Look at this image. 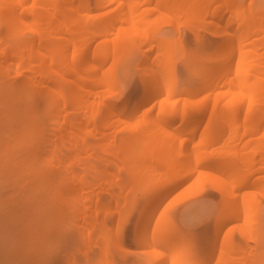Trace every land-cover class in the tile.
<instances>
[{"label":"bare ground","instance_id":"1","mask_svg":"<svg viewBox=\"0 0 264 264\" xmlns=\"http://www.w3.org/2000/svg\"><path fill=\"white\" fill-rule=\"evenodd\" d=\"M113 1L115 0H79L77 3L74 0H0V81L4 91L14 95L4 93L5 97L15 98L18 95L24 102L21 106L22 102L16 101V98L12 101L13 105L8 97L5 98L9 101V105L5 103L8 108L4 107L9 113L0 108L6 113V122L14 115V119L8 120V127L9 124L13 125L11 120H17V117V123L20 119L22 121L19 122V129L13 131L16 135L11 139L12 144L19 147V151H29L32 146L37 148L35 145L40 142L43 119L46 117L41 115L51 112L50 116L54 120L51 119L53 122L50 124L53 123V130L51 127L47 129L53 132L48 134L46 130V134H43L47 138V134L49 135V143L46 137H42L48 143L43 145L48 155L44 157L42 154V158L46 160L48 157L46 164L49 169L57 168V181L54 182L57 187L53 185V188L59 191L54 189L55 193L58 192V199L62 201V197L66 198L60 197L59 193H66L65 196L72 193V197L69 194L70 198L67 199L73 198L72 203L68 202L71 206H67V201L63 206L67 212L72 210L70 214L80 216L83 228L87 224V238L93 239L87 255H95L94 264L119 263L115 260L112 243L121 251L120 254L125 255L143 248L150 255V264L261 263L264 260L261 259L264 258V231L256 202L260 200L257 195H264V176L259 175L264 172V1L249 0L250 6L254 1L256 4L253 3V8L251 6L246 9L239 0H221V9L218 10L214 6L210 8L216 0H169L172 3L169 10L173 7V12H176L175 9L188 14L194 12L192 17L201 20L199 22L203 21L201 27L204 26L209 35H223L225 40L214 49L204 50L202 54L192 57L188 68V82H181L180 78L174 76L176 60L172 42L165 45L153 43L146 47L142 50L143 59L137 64L143 91L141 90L142 93L133 104L122 100L124 91L117 79L105 75V64L110 56L108 40L95 41L108 31L105 26L93 29L89 14L92 8H101ZM162 2L158 3L164 6L165 3L162 5ZM164 8L167 9L165 6ZM226 13L229 14L224 20ZM146 39L144 34L141 42L144 43ZM154 45L157 50L155 48V52L150 54L149 50L156 47ZM4 73L10 79H3ZM26 85L32 87L30 96L41 97L38 103L47 101H44L47 108L42 109L48 111L41 110L43 113L36 115L39 114L34 111L37 98L34 97L33 102V97L27 98L29 91H26V95L23 94L22 90H25ZM142 106L144 110L141 119L138 123H133L129 119H133ZM38 109L40 110L39 107ZM126 113L131 117L126 118ZM205 117V126L198 132ZM125 126H129L126 132L121 136L116 134L121 133ZM14 145H11L12 150ZM222 149L227 150L220 153ZM10 150L7 152L11 153ZM218 150L220 151L217 152ZM5 157L7 160L8 156ZM31 157L33 159L34 155L30 158L22 157V161ZM90 157H98L96 163L102 164L100 167L105 173L113 164L118 172L130 171L131 180L136 179L138 187L132 183L130 187H137L134 192L136 190L138 194L133 193L131 198L128 194L127 198L123 197L122 202H117L122 204L121 211L110 210L107 204L101 206L99 193L94 191L104 176L98 169L100 174H94L100 176L93 175L96 163L86 166L88 170L90 168V172L93 171L90 175L97 178H94L93 183L88 182L86 170L81 175L73 170L75 167L72 165L85 166L82 158L88 160ZM64 158L67 159L66 163ZM28 162L24 165L29 167ZM26 166L19 168L27 170ZM47 172L51 173L49 170ZM195 172L198 174V188L205 186L203 181L209 176L218 182L213 180L212 189L221 187V191L218 189L222 201L216 207L211 236L207 238L210 239L209 251L199 249L198 238L190 236V230L179 225L173 217L177 212H160L152 220L155 209L166 196ZM220 172H223L224 178L219 176L222 175L218 174ZM53 173L54 171L52 175ZM46 176L44 180L48 182L49 175ZM123 176L121 179L125 183L119 187L120 190H125L124 187L127 188L130 184L126 181L129 179L128 174L124 176L126 179ZM52 177L50 176L51 182ZM211 179L208 180L209 183ZM57 201L56 203L59 202ZM92 207H98L106 215L101 222L97 220L99 210L96 208L93 209L94 217L88 216ZM115 213L121 229L110 244L108 230L111 223L108 224L107 219ZM73 218L75 219L74 216ZM110 218L109 222L113 223ZM131 220L134 224L133 240L130 243L132 249H127L121 245L120 238L123 228ZM83 228L81 231L86 229ZM235 234L241 236V243L235 240ZM250 240L254 245L248 244ZM123 261L127 262V259Z\"/></svg>","mask_w":264,"mask_h":264},{"label":"rangeland","instance_id":"2","mask_svg":"<svg viewBox=\"0 0 264 264\" xmlns=\"http://www.w3.org/2000/svg\"><path fill=\"white\" fill-rule=\"evenodd\" d=\"M78 1L79 0H74V2H77V3H78ZM89 1L93 2V0H89ZM136 1L137 0H115V1L111 2L110 4L104 6V7L92 8L89 12L90 19L92 20V23H93V29L101 28V27L105 26L107 31H108L106 35L99 36L97 38V40L95 41V42H97V41L99 42L102 39L108 40L107 43H108L110 56H109V60H107V62L105 64L106 65L105 68L107 70V73H106V70H104L105 75L107 74L108 75L107 77L112 76V77H115L117 79L119 86L124 91V96H123L124 98H122V100L125 101V103H129V104H133L135 101H137L139 96H140V92L142 93V91H143L142 90L143 85L139 81L140 80L139 79L140 70L138 69L137 64H139L140 61L143 59L142 50L146 49V47L153 45V43H155V44H162L163 43V45H165V44H169L172 42L171 45H174L173 52H174V58L176 60L175 61L176 65L174 64V70H175L174 76L177 78H180L181 82H188L190 80V74L188 72L190 70L188 68L190 67L192 57L194 55H198L199 53L202 54L204 52V50L206 52V50L210 51V50L214 49L217 45L223 44V42L225 40V36H223V35H219V36H214V35L211 36V34L209 35L208 31L206 32L204 29L205 28L203 26L204 24L202 25L204 28L201 27V24L203 21L199 22L201 20H197V19H195V17H192L193 15H191V14H193L194 12H192V13L189 12L191 14H188L187 12L185 13V12L180 11L181 12L180 13L176 9H175L176 12H173L174 11L173 7H171V10H169L170 6L172 5L171 1H169V0H164L166 2H162V0L161 1H159V0H147V1L142 0V2H141V0H138L139 2L138 1L137 2L139 4H137ZM190 1L193 2L194 0H190ZM239 1L242 5H244V7H246V9L251 7L253 5V3H254V5L256 4V2H255L256 0L251 4V6H250L249 0H239ZM135 2H136V4H135ZM158 2H162V5H164L163 3H165L164 6L167 7L168 10L165 9L164 6H161V4ZM169 2H170V4H169ZM261 2L262 1H260L259 3L261 4ZM220 3H221V0H216V2H214L210 8H212L214 6V7H216V9L220 10L221 9V7L219 5ZM228 3H231V2L229 1ZM253 6L251 8H253ZM257 6H258V4H257ZM210 8H209V10H210ZM178 14H181V15H178ZM228 14L229 13L225 14L224 20L226 19V16ZM102 18H105V19H102ZM125 33H126V35H125ZM144 34L147 36V39L143 43V42H141L142 41L141 37ZM121 35H123L124 37H122ZM159 40H160V43L158 42ZM167 40H169V41H167ZM154 46H156V45H154ZM155 48L157 50V46L153 47L149 50L150 51L149 53L151 54L152 52H155L154 51ZM8 78H9V76L7 77V74L4 73L3 79L8 80ZM0 85H1L0 86V105H1L0 108L5 111V109H6L5 107L7 106V108H8V105H9L8 102L11 100L10 103H12L13 99L18 98V95L17 96L15 95L16 97L12 98V96L14 97V95L9 94V92H8V94L12 95V96L11 97L8 96L9 101H6L7 99H5V98H8L7 97L8 94H7V92L4 91L5 89L3 88L1 81H0ZM24 89L25 90H22L24 92L23 94H25L26 91L27 92L29 91V95L27 94L28 95L27 98H29L30 93L33 92L31 90L32 87H30V86L27 87V85H26V87L24 86ZM19 92L17 94H19ZM4 93L7 94L6 97H5ZM21 96H24V95H21ZM24 97H26V96H24ZM24 97H22V98H24ZM30 97H33V99L30 98L33 100V102H35V98H37V100H36L37 101V107H35V106L34 107L36 109H38V107H39L40 110L39 109L36 110L34 108V111H35V113H36V111H38L39 114H36V115L40 116L43 113L41 110H44L47 108L45 105L46 103H44V101L45 102H47V101L42 100L43 102L40 101L38 103V100H41V97L34 96V95L30 96ZM10 98H12V99H10ZM20 99L21 98H18V100H16V101L19 102V101H21ZM24 101H25V99H24ZM21 102H20L21 103L20 105L22 106V104H24V102H23V100ZM5 103L8 105L5 106ZM20 105H19V107H20ZM13 107L14 106H12V108ZM17 107H18V104H17ZM43 107H45V108L42 109ZM1 109H0V111H2V112H0V142H2V143H0V158H1L0 162H2L3 164L6 162V164L3 165L2 163H0V166H1L0 167V264H94L95 260H93L94 259L93 256H95V255L93 254V256H92V253L91 254L89 253L90 256L87 255V253L89 252L88 251L89 247L91 246V243L93 241V239L87 238V232H88V228L86 226L87 224H84L87 230L85 229V230L81 231V229L83 228L82 227L83 224L80 223L81 222L80 216L79 217L75 216L76 213L70 214L69 212L72 210L67 212V209L65 208V206H63V205H65L64 203L66 201H67V203L69 201L71 202V200L73 198L71 200H67V199H69L70 196L72 197V193L71 194L69 193L70 196H68L69 195L68 193H67V196H65L66 193L63 195H61L59 193L60 197L64 196V198L65 197L66 198L63 199V197H62L61 198L62 201H60L58 199L59 197L56 195H58L59 191L57 188H53L54 186L57 187V184L55 185V183H56L55 180L57 181V177H55V173H56L55 171H57V168L49 169L48 165L46 164L48 157L46 158V160H44L42 158L43 157L42 154H44V157H46L48 155V152L44 150L45 148L43 145L49 143L48 142V139H49L48 134L49 133L51 134L53 132V131L50 132V129L53 130V123L51 125L50 122H53V120H54L52 115L50 116L51 112H45L48 110H44L45 114L43 113L41 115V116H43V115L46 116V117H44V119L46 118L47 120L46 119L44 120L42 117V119L44 121V123H43L44 128L42 130V132H43L41 134L42 136H40L41 138H39L40 142L38 140L39 143L37 142L38 144L35 145L37 148L32 146V148H30L29 151L27 148H26L27 150L23 149L24 150L23 151L20 149V151H19V149H18L19 147H16L14 144H12L13 143L12 138H14V136L16 135L15 132L17 130H15V129H19L20 123L22 121L20 119V121H19L20 123L19 122L17 123L18 117L16 116L17 120L16 119H15L16 121L11 120L10 123L13 122V125L9 124V127H8L7 122L10 118L14 119V118H12V116L14 117V115L10 114L11 116L9 117V119L6 122V120H5L7 118V117H5L6 113H3L4 111ZM143 110H144V107L142 106V108L134 115L133 119H129V120H131L133 123H138L139 119H141V117H142ZM6 112L9 113L7 109H6ZM10 113H12V112H10ZM13 113H16V112H13ZM125 115H126V118L131 117L127 113ZM20 118H22V117H20ZM51 119H53V120L51 121ZM206 119H207V117H205L203 119L204 121L202 120V122L198 128V132H200L204 128L205 121H207ZM22 120H24V119H22ZM14 122H16V124H14ZM45 124L47 127L45 126ZM10 126H12L13 128H11ZM23 127H24V124H23ZM49 127H51V128L47 129ZM128 127L129 126H125L124 130H121V133L119 132L120 134L118 132L116 134L121 136L123 132H126ZM10 129H11V131H10ZM14 130H15V132H13ZM46 130H48L47 131L48 132V134H47L48 138L46 137V135H43V134H46ZM42 137L43 138L46 137L45 139L48 143H46V141ZM4 138L6 139V141ZM7 138L10 139V141ZM41 139L43 142L41 141ZM3 143H5V144H3ZM40 143H43V144H40ZM11 145H14V150L18 149L17 152L12 150L13 146H11ZM39 147H40V150L42 153L40 152ZM41 147H43V149ZM32 149H33V151H32ZM9 150L11 153H8ZM37 150H39V153ZM42 150H44V151H42ZM224 150H227V149H224ZM224 150L223 151L218 150L217 152L220 151V153H223V152H225ZM24 153H26L28 156ZM30 153H32V154H30ZM13 155H15V157H13ZM17 155H18V157H17ZM19 155L20 156L23 155L22 156L23 159L27 158V157L30 158V156H33V155H34V157H33V159L31 157L32 160L26 159L24 162V160L22 161V157H20ZM24 155L26 157H24ZM5 156H8L7 160H6ZM8 158H9V160H8ZM110 158L111 157H109V159ZM256 158H258V157H256ZM64 159H65V163H66L67 159L66 158H64ZM64 159H62V160L64 161ZM84 159H86V158H82V161H84V164H86V165L85 166L83 165L81 167L80 164H79V166H78V164L77 165L74 164V165H72L73 168L75 167L73 170H75V172H77V175H81V173L84 174L87 171L85 174L87 176L86 178H87L88 182H90V183L94 182V178L97 179L96 177H93V175L94 176L96 175L94 173L97 172V169H98V172L101 171L100 173L104 177H103V179L101 178L102 182L99 183V186L95 187V191H94V192L99 193V197L101 198V200H100L101 206L107 204L108 208L110 210H114V211L120 210L121 211L123 208L122 204L121 203L119 204L117 202H122L123 197L126 196V198H127L128 194H129L130 198L133 196V193L138 194V192H136V190L134 192V189H136L138 187L137 186L138 183L136 184V179H135V181H132L134 178L131 180V178H130L131 175H129V174H131L130 171L128 173H126L127 171L126 172H124V171L118 172L116 167L113 166V164L110 162L112 164L109 166V167H111V169H109V167L107 166L108 168L106 169V173H105V170L102 169L103 172L101 170L100 166H102V164L100 165L99 163H96V160H98V157L97 158L96 157L95 158L90 157V158H88V160L87 159L84 160ZM111 159H112V161H114L113 159H115V158H111ZM16 160H17V162H15ZM20 160H21V162H23L22 164H21ZM42 160H44V161H42ZM28 161H31V162H28ZM87 161H88V164H87ZM115 161H116V159H115ZM26 162H28V164L30 163L31 166L30 165H29V167L26 166L27 165ZM44 162H45V164H44ZM16 163L19 164L20 166L24 167V168L26 166V168H28V169L23 170V168L22 167L19 168L20 166H18ZM25 163H26V165H24ZM95 163H96V165L94 166L95 169L93 171H95V170L96 171L95 172L91 171V172H93V175H90L91 174L90 168L88 170V168L86 166L87 165L88 166L94 165ZM5 165H6V167H5ZM16 165H17V167H15ZM45 165L47 168L45 167ZM12 166L14 167V169H12L13 168ZM35 166H36V168H35ZM30 167H32V168H30ZM77 167H79V169ZM8 168H9V171L7 170ZM2 169L4 170V172H1V171H3ZM20 169L23 170L24 172L21 171ZM47 169L51 173H48ZM51 170L54 171L53 175H52ZM82 170H83V172H82ZM107 170H109V172ZM34 171H35V173H34ZM31 172H33V173H31ZM36 172H38V173H36ZM43 172L47 173V174H44ZM100 173H98V174H100ZM121 173L123 175H124V173H125V175L128 174L129 179H130V181H129V179L126 180L130 183L129 187L126 188L123 186L125 188V190L119 189V187L121 185H124V183H125L124 182L125 180L121 179L123 176ZM222 173L220 172L218 174H222ZM43 174H44V177L46 175H49V180L51 179L50 176H53L52 182H51V180L50 181L48 180V182H47V180H44ZM192 174H191V176H188L187 178L182 180L176 186V188H174V190L168 196H166V198L159 204V206L155 209V211L153 213L152 220H154L160 212H164V213H168V214H173V213L177 212L176 215L175 214L173 215V217H175V219L179 222V225L182 224L186 228H188L190 230L189 231L190 236L194 235L192 237L198 238V243L200 242L199 244H197L199 249H202V250L207 249L209 251L210 250V248H209L210 247V244H209L210 239H207V238H209V235L211 236L210 232L212 230V226H211L213 223L212 221H214V218H215L216 213H217L215 211L216 207L221 203L220 201H222L221 200L222 195L220 192L221 187H218L220 189V191L218 188H217L218 190L216 189L217 186L216 187L214 186L215 188L212 189V186L214 185V183H213L214 179H211L212 177L209 176L210 178L207 177V178H205V180L203 179L204 180L203 182L205 183L204 185L206 187L202 185L203 187L198 188L199 182L197 181L198 179H196L198 174L196 175V172L192 173ZM261 174H262V176H264V172L263 173L260 172L259 175H261ZM41 175H42V178H41ZM34 176H37V177H34ZM99 176H97V177H99ZM124 176H123V178H124ZM219 176H221V178H224L223 174L219 175ZM54 178H56V179H54ZM216 178H218V177H216ZM124 179H126V178H124ZM209 179L212 180L210 182L211 184L208 181ZM200 181H202V180H200ZM214 181H216L215 183H218L217 180H214ZM128 182H126V184H128ZM131 183L135 184V186H137V187L134 189H131V187H132ZM126 184H125V186H126ZM210 185H211V187H210ZM106 187H109L108 190H104V188H106ZM39 188H41V189H39ZM129 188H130V190H129ZM54 189L55 190L57 189L56 191H58V192L55 193ZM52 190H53V192H52ZM127 192H129V193H127ZM52 193H54V194H52ZM49 195H50V197H49ZM53 195H55V196H53ZM263 196L257 195V199H260V200H257V202H256L257 203L256 209H258V212L260 213V215H259V213H258V215L261 217L260 224H261V227L264 231V209H263L264 208V199L262 198ZM47 197H48V199H47ZM54 197H55V199H54ZM50 198H51V200H50ZM57 199L59 202H63V203L62 204L59 203L57 201ZM56 201L58 203H56ZM51 203L53 205H51ZM71 203H68L67 206H71V205H69ZM57 205H58V208H56ZM260 205L263 208H261ZM62 207H64V208H62ZM70 208H68V209H70ZM95 208L97 210H99L98 207H95ZM95 208L92 207L91 208L92 211L89 210L91 213L88 211V216L94 217L93 214H95V212L93 213V209H95ZM259 208L261 210H259ZM97 210H96V212H97ZM57 211H59V213ZM63 211L67 212L70 216H68L67 213L65 214ZM54 213H57V214H54ZM135 213H134V215H136ZM102 214H103L102 211L100 212V210H99L97 212V215H96L98 218L95 216L97 218V220L100 222L106 216L104 214L102 216ZM72 215L75 217V219L74 218L72 219V217H73ZM76 217L78 218L77 220H76ZM109 218L108 219L106 218V219L108 220V222H107L108 224L111 223L110 224L111 226L108 225V226H110V229L108 230V242L111 244L116 233L121 229V223L118 220V216L116 213L110 218V219H113V223L109 222V221H111V220H109ZM132 220L130 222H128L126 224V226L123 228L122 235L120 238L121 245L127 249L128 248L132 249V247L130 246V243L133 240V229H134V224H133ZM79 224H82V225H79ZM97 224L96 225L98 227L99 222ZM179 225L177 224V226H179ZM208 225H210V226H208ZM226 225L228 226V224H226ZM179 227H181V226H179ZM89 229H91V228H89ZM224 230L225 229H223V231ZM235 237H237V238H235V240L237 242L241 243L243 241L241 236L239 237V235L238 236L236 235ZM205 239H207V240L205 241ZM253 243L254 242H252L251 240L248 241V244H251L250 246L254 245ZM208 244H209V246H207ZM111 248H112V251L114 252V255L116 258L115 260L117 262H119L118 264H125V263L126 264H150V255L147 252H144L143 248H139L137 251L127 252L126 255L124 253L120 254L121 251L118 250V248L113 243H112ZM217 250H218V248H216L215 251H217ZM123 256L126 258H124ZM125 259H127V262L123 261ZM261 259H264V258H261ZM259 260H258V262H259ZM251 263L249 261L247 264H251ZM261 263L264 264V260H262ZM261 263L259 262V264H261ZM210 264H213V262ZM252 264H254V262ZM256 264H258V263H256Z\"/></svg>","mask_w":264,"mask_h":264}]
</instances>
